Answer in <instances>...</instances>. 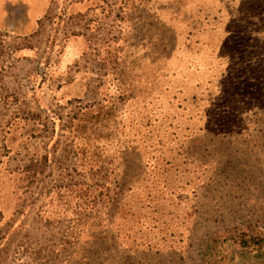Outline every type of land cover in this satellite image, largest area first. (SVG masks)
<instances>
[{"label": "rangeland", "instance_id": "obj_1", "mask_svg": "<svg viewBox=\"0 0 264 264\" xmlns=\"http://www.w3.org/2000/svg\"><path fill=\"white\" fill-rule=\"evenodd\" d=\"M12 1L0 0V7L6 5V25L10 27L24 16L22 6L9 4ZM189 1L191 10L197 8L199 2ZM234 1L238 0H205L201 7L210 13L221 8V15L228 18L225 7L236 5ZM48 4L37 36L18 39L9 31L0 34V264H199L206 251L212 264H264L263 251L221 241L222 228H231L234 222L264 229V138L257 137V124L237 125L231 137L222 141V149H209L199 141L198 148H193V140L186 139L190 131H196L204 132L208 143L213 140L210 132L214 126L208 124L212 119L202 111L206 102L198 100L201 93L200 98L207 100L204 88L220 79L225 61L216 56V40L196 35L184 39L182 29L186 33V28L176 23V0H49ZM166 26L174 36L167 62ZM224 31L218 32L223 43L228 41ZM62 42L64 64L54 59ZM201 45L210 50L206 59L200 55ZM247 47L253 49L255 44ZM19 48H37L38 57L47 56L49 48L48 62L58 65L55 70L51 66V75L40 81L37 58L20 59ZM60 83L64 88L55 91ZM220 97L213 95V108L219 106ZM248 100L238 92L224 97L229 114L223 121L225 127L233 122V110ZM94 103L111 107L113 112L116 109L105 140L121 153L116 154L120 179L125 184L135 181L134 187L144 190L133 192L134 202H127L121 216L111 215V194L108 200L104 196L103 205L82 214L71 213L64 204L65 185L105 182L102 169L78 166L75 141L68 129L71 116ZM170 106L166 117L175 115L177 126L169 122L156 128L151 142L159 144L152 152L167 156L165 149L176 147L184 155L174 169L160 159L159 169L138 173L133 169L137 156H132L130 147L140 150L142 143L130 135L132 120H137L132 114L164 112ZM197 109L202 112L199 122L190 118L199 116ZM243 127L247 130L241 131ZM102 144L100 141L99 146ZM188 149L192 161L186 160ZM207 170L208 176L204 175ZM178 171H184L181 180ZM205 177H209L204 181L206 190L195 199L191 187ZM146 196H158L157 205L139 209L137 202ZM78 220L85 230L73 243L68 231ZM115 228L120 232L117 243L125 239L124 246H132L130 254L118 261L120 248L110 239ZM89 229L95 230L91 233L94 239L85 236ZM98 238L103 239L97 242ZM213 240L217 247L205 249ZM144 246L149 250L142 251Z\"/></svg>", "mask_w": 264, "mask_h": 264}, {"label": "trees", "instance_id": "obj_2", "mask_svg": "<svg viewBox=\"0 0 264 264\" xmlns=\"http://www.w3.org/2000/svg\"><path fill=\"white\" fill-rule=\"evenodd\" d=\"M196 1L199 2V4L196 5L197 8L191 10V6L188 5L190 3L189 0H176L178 3L175 14L176 23L183 25L186 28V33L182 29V32L185 34L184 39H187V37L193 35H196L200 39L208 37L212 40L215 39L216 42H214V47L217 49L216 56H218V59L225 62L222 64V68L219 72L220 79H215L213 84H210L204 88V91L208 93V99L203 100V98H200L201 95L203 96L201 93L198 100L202 103L206 102L202 111L207 117L212 119L208 124L214 127L212 128L211 132L209 130L208 131L210 132V136L213 140L208 143L206 141V135L204 132L199 134L196 133V131H190L186 135V139L193 140L191 142V146L193 148H198L197 141H199L208 146L209 149H222L224 148L222 141L225 138L231 137V134L234 133L233 129L235 130L237 125L241 124L243 126H248L253 124L254 121L255 126L257 124L256 128L254 129L257 133V137L259 138L260 136L261 138H264V0L234 1V4L236 5H229V8L225 7L228 18H225L224 15H221V8H217L215 13H210L208 8H204V10H202L201 5H205L201 3H203L205 0ZM48 2L49 0H47V8L45 9L43 15L46 13L49 7ZM207 7L213 9L215 6ZM179 10L182 11V14L178 13ZM43 15H41L35 21L36 25H39L40 18ZM223 18L227 19L226 24L223 23ZM215 22L217 23L215 24ZM217 25H223V28L225 29V37L228 38L227 42L223 43L221 40L219 41L218 32H220V30L222 31L223 28ZM166 27L164 55L165 62L171 58L174 48V36L172 37V34L170 33L172 29H170L168 26ZM8 31L9 33L19 37L18 39H20V37L26 38L28 35H17L11 29L8 30L6 27H0V34L4 35V33ZM220 42L221 45H218ZM250 43L255 44L253 49L252 47H247ZM188 45L189 44L186 46ZM201 49V57H203V59L208 58L209 54H207V52H210V50L207 45H201ZM17 52L19 51H16V53ZM17 57H19L18 54ZM42 70V67L37 68L38 72H41ZM38 72L37 75L39 76ZM207 83L209 82L207 81ZM214 87L216 90L215 94L212 93V89ZM245 91L248 92L246 95ZM251 91L252 95L250 93ZM236 92H238L239 96H244L245 98L249 99V103L246 102L243 104V110H241L242 107L240 109L233 110V113H235L234 117L232 118L233 122L232 124H228V127H225L226 123L223 121L225 119L227 121V116L229 114H227L228 109L223 105V99L225 96H229V94H231V96L235 95ZM213 95L215 97L221 96L219 100L216 101L219 104V106L216 108H213L215 104H212L214 99ZM192 98L196 100L197 96L192 95ZM179 105L180 104L178 103V106ZM169 109H171V106L164 112L161 110L160 112H141V115L139 114L140 116L137 114H132V118L136 117L137 120H132L130 135L132 138L140 139L142 143L140 150H138L136 146L130 147L131 151L133 150L132 156H137V158H135L136 161L135 165H133V169L138 173L140 172L141 174H146L148 171V174H150L153 170L159 169V164H161L160 159H165V163L174 169L175 163H178L180 158L184 155L182 152H180V150H175L177 149L176 147L166 148L165 151L168 152L167 156L161 153H159V155L153 154L152 152V148L157 144L156 142H151L154 132L157 134L158 130L156 128L169 122L170 125H172L173 122L177 126V119L175 115L170 118L169 116L166 117V112L169 111ZM111 110V107H105L101 103H94L80 108L78 112L71 116L68 129L71 139L75 141V153L78 166L93 170L102 169L105 173V182L102 185L94 184L88 186L81 184L80 186L78 184H72L65 185L63 187L65 198L64 204L68 210H71V213L75 210H77V213L79 214H82V212H85L86 210L91 212L97 204L103 205L106 202L104 200L105 195H107L108 200L110 198L108 195L111 194V201H108L113 203V206L109 207L110 210H114L111 215L115 217L116 215L120 214L121 216V214L125 212L124 208H126L127 202L133 200V192L142 189L139 186L134 187L133 184L136 183L135 181L129 180L128 182L132 184H125V181H122L119 177L120 173H118V169L120 166V157H118L116 154L121 153L118 147L111 145L109 141L105 140L110 136V131L108 132L105 130L108 128L111 119L117 115L115 108L114 112ZM211 110H219L220 112H214ZM195 112L199 116L194 115L190 116V118L196 119L198 120L197 122H199L200 118L202 117V112L200 113L199 109H197ZM157 114H159L158 117ZM225 114L227 115L222 118V116ZM216 122H220V126H215ZM170 125H168V128L165 129L166 131L170 128ZM244 129L246 128L243 127L240 130L243 131ZM100 141L103 144L99 146ZM129 143H133V140ZM109 150H111L113 154H109ZM140 151H142L143 154ZM143 155H145V157L144 159H141ZM190 157H192V154L190 149H188L186 160L192 161ZM177 173L181 180L182 176L184 175V171H178ZM206 174H210L208 170L204 172V175ZM208 178L209 177H205L204 179L200 178L198 184H195L191 187L195 199L202 197L200 191L206 190L204 181L205 179L208 180ZM142 181H144V179H142ZM142 191L144 190L142 189ZM215 192L218 191L215 190ZM157 198L158 196H151L150 198L146 196L140 199L137 202V204L141 205L139 209L144 207L147 208L149 206L155 207L157 205ZM132 202H134V200ZM132 202L129 203L130 206L127 207L129 210L132 209ZM125 215H122L123 217L121 218L125 219ZM80 221L81 220H78L73 225H71L70 230L68 231L69 233L67 237L72 239L73 243H76L80 239V235L85 230L84 225ZM250 227L251 226L248 224L245 227H242V225H238L236 222H234V224H231V228H222L225 229V231L221 232L223 234L221 241L225 243L229 242L231 245L240 249H247L249 251H263L264 253V229L261 230L259 227L257 228L255 226H252L251 228ZM94 232L95 230L92 231L89 229L85 232V236H87L89 239H94L95 237L91 236V233ZM112 233H114V235L111 234L110 239L113 240V243H116L117 247L120 248V253L117 252L118 248L116 250V260L118 261V257H121L122 255L128 256L130 254L132 246L129 244L124 246L123 243H127L125 239L122 242L120 241L117 243L120 236L118 228H115L114 232ZM102 239L103 238H98L97 242L101 241ZM129 243H131V241H129ZM211 244L212 245L205 247V249L213 250L215 247H217L215 240H213ZM87 245L90 247V243L86 244V246ZM114 249H116V247H114ZM138 250L139 248L136 245L134 251L137 252ZM147 250H149V247L144 246V248H142V251ZM85 252L88 254L87 250ZM207 255L208 251H206L205 257L202 258V260H199V264H212L211 258L208 257L209 259H207Z\"/></svg>", "mask_w": 264, "mask_h": 264}, {"label": "crops", "instance_id": "obj_3", "mask_svg": "<svg viewBox=\"0 0 264 264\" xmlns=\"http://www.w3.org/2000/svg\"><path fill=\"white\" fill-rule=\"evenodd\" d=\"M30 3H29V2ZM32 0H14L12 2H9V4H20L23 8L24 11V16L22 19H19L18 21L15 22V24L12 25V27H10L9 25H6V21H7V12L4 11V4L1 5V13H0V27H9L11 30H13L17 35H23V34H28L27 38L29 37H35L37 36L41 30L42 27L41 25H36L35 21L41 16L43 15L45 9L47 8V2L46 0H36L31 2ZM6 2V1H5ZM4 2V3H5ZM7 3V2H6ZM63 44L61 45L60 48H58L57 54L54 56V59H56V61L64 64V42H62ZM49 48L46 49V53L47 56L49 55L48 52ZM19 58L20 59H30V57H36V64L39 65V67H42L43 70L39 73L40 76V81L41 79L46 75L50 76V69L51 66L52 68H54L55 70V66L58 65V63H54L53 65L48 62L49 59L47 58V56L44 57H38L37 52L39 50H37V48L31 49V48H24V49H19ZM57 85H62L61 87L56 86L55 91L61 92V89L64 88V83H60ZM37 89V86L35 88V90Z\"/></svg>", "mask_w": 264, "mask_h": 264}]
</instances>
